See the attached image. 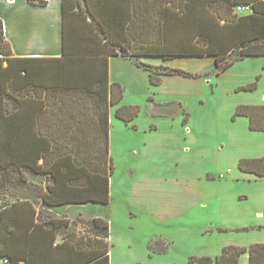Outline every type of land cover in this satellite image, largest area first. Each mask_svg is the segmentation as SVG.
Returning a JSON list of instances; mask_svg holds the SVG:
<instances>
[{
	"label": "trees",
	"instance_id": "1",
	"mask_svg": "<svg viewBox=\"0 0 264 264\" xmlns=\"http://www.w3.org/2000/svg\"><path fill=\"white\" fill-rule=\"evenodd\" d=\"M28 3L47 4L43 0H28ZM238 7L248 9L238 12ZM69 14H77L80 24L73 35L67 27ZM82 26H85L84 32L79 31ZM62 45L64 56L71 55L72 49L85 52L79 55L92 56L98 48L106 47L108 56L120 55L143 67L153 88L159 87L167 75L186 78L197 75L154 67L142 63L140 58L168 62L210 57L219 76L235 62L264 58V0H63ZM26 61L11 57L0 20V191L9 186L10 195L19 201L22 210H32L27 198L20 196L28 188L29 193L51 206L108 205L112 160L107 108L120 105L123 88L117 83L111 84L108 100L106 95L98 98L83 90H53L52 93L47 90L46 98L54 93L78 96L83 102L44 108V88L29 83L33 72L29 71ZM256 88L257 84L253 83L243 90ZM154 106H173L171 111L162 113L168 116L181 110V104L175 102ZM76 107L84 111L83 116H47L53 110ZM181 112L184 125L188 114L183 109ZM138 113L137 106H119L115 117L126 127L134 128L132 122ZM237 117L248 120L250 131L264 132V105H238L232 120ZM238 169L264 178V155L240 160ZM0 202V259H6L7 264H18L19 259L10 250L11 228L24 231L26 226L11 215V210L19 207L17 203L5 202L3 198ZM78 221L89 225L90 233L86 234L91 238L83 244L93 251L96 249L97 256L77 264H109L107 222L99 218L87 223ZM60 223L50 225L59 231ZM244 255L248 257L247 264H264V243L248 247L226 245L215 258L191 256L187 264H240ZM24 264L33 263L26 260Z\"/></svg>",
	"mask_w": 264,
	"mask_h": 264
},
{
	"label": "rangeland",
	"instance_id": "2",
	"mask_svg": "<svg viewBox=\"0 0 264 264\" xmlns=\"http://www.w3.org/2000/svg\"><path fill=\"white\" fill-rule=\"evenodd\" d=\"M168 63L197 77L169 75L161 87H150L133 101L135 128L115 118L109 132L112 202L82 208L112 222L109 264H187L191 256L215 258L226 245L264 243V178L238 169L240 160L264 155V132L250 131L244 117L232 120L238 105H264V58L235 62L219 76L210 57ZM253 83L256 90H243ZM172 101L188 114L186 124L182 112L152 115L174 108L153 103ZM29 189L20 196L30 197ZM11 192L8 186L0 198L12 202ZM149 210H157L154 219ZM240 264H247L245 255Z\"/></svg>",
	"mask_w": 264,
	"mask_h": 264
},
{
	"label": "crops",
	"instance_id": "3",
	"mask_svg": "<svg viewBox=\"0 0 264 264\" xmlns=\"http://www.w3.org/2000/svg\"><path fill=\"white\" fill-rule=\"evenodd\" d=\"M43 1L47 3L45 6L31 5L28 0H0V20L3 23L4 39L9 44L11 57L27 60V67L29 71L33 72L29 83L44 88L42 97L44 108H47L48 105L58 106L64 103L67 106L83 102L78 96H61L54 93L46 98L47 90H52L51 93L54 92L53 90L57 92L83 90L98 98H105L106 95L108 100L110 86L113 83H117L123 88V98L119 106H137L133 101L145 98L152 87L149 84L147 71L120 55L108 56L106 47L98 48L95 55L92 56L79 55L85 54L80 49H75L76 51L72 49L69 52L71 55L64 56L62 45L63 0ZM67 23L69 32L73 35L80 25L77 14H69ZM83 30H85V26H82L79 31ZM139 60L154 67L167 69L166 65L170 62H163L152 57ZM5 65L7 63H4ZM167 76L163 77L162 83ZM161 103L169 102L153 103V106L161 105ZM262 104L261 102L256 105ZM117 107L108 105L107 108L109 132L111 125L116 121ZM103 113L105 112L102 111ZM70 114L83 116L84 111L78 107L74 110L67 109V111L53 110L47 116L50 118L68 117ZM86 114L89 115L90 111H86ZM152 115L155 118L173 117L163 115L162 112L155 110L152 111ZM43 189L46 193L45 184H43ZM110 194L109 191V202L111 203ZM26 202L31 204L32 210H22L19 201H12V204L17 203L19 207L11 210V215L26 226L24 231L11 228L10 250L12 256L19 259L18 264H24L26 260L33 264H77L91 259L93 255L97 256L96 249L93 251L92 248L89 249L83 244L91 236L83 232L81 222L78 220L87 223L98 218L108 224V238H112L111 243L108 241V256L109 261L111 260L110 249L115 245L112 236V222L103 217L88 216L82 210L84 206L94 203L51 206L33 196L32 193H30V197H27ZM156 212L157 210H149L150 217L154 219ZM130 216L136 215L130 214ZM53 222H61L58 225L61 227L59 231L53 230L50 225ZM154 239L155 237L152 236L149 239L145 237L144 247H148V244ZM129 255L134 257V252L129 250ZM245 256L248 261L247 255Z\"/></svg>",
	"mask_w": 264,
	"mask_h": 264
},
{
	"label": "built area",
	"instance_id": "4",
	"mask_svg": "<svg viewBox=\"0 0 264 264\" xmlns=\"http://www.w3.org/2000/svg\"><path fill=\"white\" fill-rule=\"evenodd\" d=\"M248 8H240L238 7L236 10L238 12H242V11H246ZM0 264H7V260L6 259H0Z\"/></svg>",
	"mask_w": 264,
	"mask_h": 264
}]
</instances>
